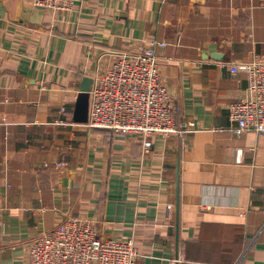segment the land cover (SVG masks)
Returning a JSON list of instances; mask_svg holds the SVG:
<instances>
[{
    "label": "crops",
    "instance_id": "1",
    "mask_svg": "<svg viewBox=\"0 0 264 264\" xmlns=\"http://www.w3.org/2000/svg\"><path fill=\"white\" fill-rule=\"evenodd\" d=\"M152 40L182 132L145 152L75 123L83 79ZM263 53L264 0H0V264L69 217L137 264H264V134L232 130L248 82L227 66Z\"/></svg>",
    "mask_w": 264,
    "mask_h": 264
},
{
    "label": "built area",
    "instance_id": "2",
    "mask_svg": "<svg viewBox=\"0 0 264 264\" xmlns=\"http://www.w3.org/2000/svg\"><path fill=\"white\" fill-rule=\"evenodd\" d=\"M32 1L53 15L72 11L82 0ZM168 45L152 40L136 50L115 53L106 70L94 78L88 128L136 137L145 152L153 137L182 132L175 120L177 108L160 74L158 50ZM227 66L232 74L244 73L248 82L244 97L229 105L232 130L264 134V53ZM63 166L56 164L57 168ZM28 256L29 264H137L139 258L131 239L102 238L90 221L78 217L66 218L52 231L34 238Z\"/></svg>",
    "mask_w": 264,
    "mask_h": 264
},
{
    "label": "water",
    "instance_id": "3",
    "mask_svg": "<svg viewBox=\"0 0 264 264\" xmlns=\"http://www.w3.org/2000/svg\"><path fill=\"white\" fill-rule=\"evenodd\" d=\"M212 58L221 61L222 55L214 54ZM94 80L91 78H84L80 87L79 94L76 99L75 108L73 111V121L77 124H87L89 120V104L90 92Z\"/></svg>",
    "mask_w": 264,
    "mask_h": 264
}]
</instances>
